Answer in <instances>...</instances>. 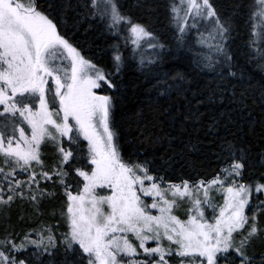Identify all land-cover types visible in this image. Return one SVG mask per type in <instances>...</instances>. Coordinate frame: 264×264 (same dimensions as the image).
I'll return each instance as SVG.
<instances>
[{"label": "snow or ice", "instance_id": "6c2138e0", "mask_svg": "<svg viewBox=\"0 0 264 264\" xmlns=\"http://www.w3.org/2000/svg\"><path fill=\"white\" fill-rule=\"evenodd\" d=\"M0 224V264H264V0H0Z\"/></svg>", "mask_w": 264, "mask_h": 264}, {"label": "trees", "instance_id": "16d2710c", "mask_svg": "<svg viewBox=\"0 0 264 264\" xmlns=\"http://www.w3.org/2000/svg\"><path fill=\"white\" fill-rule=\"evenodd\" d=\"M165 16L163 14V10L159 14V21L153 20L154 27L157 31H159L163 38L166 40H171V31L165 28L166 24ZM88 40L92 45L93 50H95V46L99 47H106L108 44L112 42V37L108 36L107 34H102L100 31H96L88 36ZM87 51V46H86ZM127 55V52H125ZM188 64V56L187 54H183L180 56L179 59H171L165 63L159 71L152 72L147 78L145 76L144 70L140 69L136 61L129 60L128 65L124 70L123 78L126 84V88L123 90L122 93V100H121V110L125 113H131L134 111H138L140 109H146L149 104L153 103H160L164 104L165 97L161 96L158 91L153 87L155 83V79L159 76L161 79L164 78L163 73L168 71L170 67L175 66L181 70L185 68ZM169 83H172L169 80ZM177 87L183 86L180 82H176ZM216 161H211V167H215ZM176 180V177H172ZM13 223L19 229L21 227H25L20 225L16 221V213L13 212L12 215ZM2 224H0V230H2Z\"/></svg>", "mask_w": 264, "mask_h": 264}, {"label": "rangeland", "instance_id": "374dc122", "mask_svg": "<svg viewBox=\"0 0 264 264\" xmlns=\"http://www.w3.org/2000/svg\"><path fill=\"white\" fill-rule=\"evenodd\" d=\"M178 214H180V215L182 216V218H184V216H185V214H184V211H183V210L179 211V212H178Z\"/></svg>", "mask_w": 264, "mask_h": 264}]
</instances>
